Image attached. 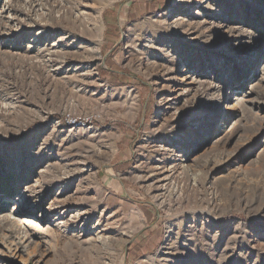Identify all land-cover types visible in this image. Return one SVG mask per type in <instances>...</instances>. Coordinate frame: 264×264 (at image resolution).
I'll use <instances>...</instances> for the list:
<instances>
[{
    "label": "rangeland",
    "instance_id": "obj_1",
    "mask_svg": "<svg viewBox=\"0 0 264 264\" xmlns=\"http://www.w3.org/2000/svg\"><path fill=\"white\" fill-rule=\"evenodd\" d=\"M0 264H264V0H0Z\"/></svg>",
    "mask_w": 264,
    "mask_h": 264
}]
</instances>
